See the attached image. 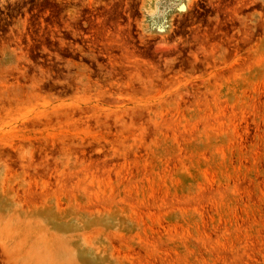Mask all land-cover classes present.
Listing matches in <instances>:
<instances>
[{
	"label": "rangeland",
	"instance_id": "rangeland-1",
	"mask_svg": "<svg viewBox=\"0 0 264 264\" xmlns=\"http://www.w3.org/2000/svg\"><path fill=\"white\" fill-rule=\"evenodd\" d=\"M0 264H264V0H0Z\"/></svg>",
	"mask_w": 264,
	"mask_h": 264
}]
</instances>
